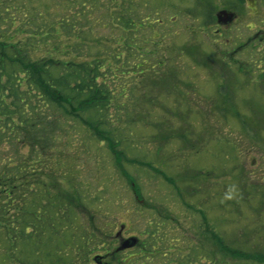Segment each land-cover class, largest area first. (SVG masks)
<instances>
[{
    "label": "rangeland",
    "instance_id": "obj_1",
    "mask_svg": "<svg viewBox=\"0 0 264 264\" xmlns=\"http://www.w3.org/2000/svg\"><path fill=\"white\" fill-rule=\"evenodd\" d=\"M3 1L34 58L113 66L121 142L77 122L45 149L0 137L20 166L13 202L0 194V264H264V1L213 0L212 21L205 0Z\"/></svg>",
    "mask_w": 264,
    "mask_h": 264
},
{
    "label": "trees",
    "instance_id": "obj_2",
    "mask_svg": "<svg viewBox=\"0 0 264 264\" xmlns=\"http://www.w3.org/2000/svg\"><path fill=\"white\" fill-rule=\"evenodd\" d=\"M3 3L0 1V137L3 141L13 146L19 142L33 149H45L52 145L54 132H61L67 138L70 127L77 122L89 131L88 139L97 136L109 141L110 147L118 146L121 137H114L116 132L111 121L112 114L118 117L120 112L112 110L116 83L113 66L101 58L82 62L34 58L10 40L13 36L5 23L8 17L1 12ZM205 3H209L208 15L212 21L215 2L205 0ZM131 23L133 31L136 28L133 20ZM86 137L80 138L83 147L90 141L85 142ZM50 158L49 153L36 161L22 158L20 164L43 166L48 165ZM13 162L11 156L0 157V194L4 193L12 202V191L20 186V166ZM205 234L216 240L220 252L238 258L245 255L220 241L217 231H205Z\"/></svg>",
    "mask_w": 264,
    "mask_h": 264
},
{
    "label": "water",
    "instance_id": "obj_3",
    "mask_svg": "<svg viewBox=\"0 0 264 264\" xmlns=\"http://www.w3.org/2000/svg\"><path fill=\"white\" fill-rule=\"evenodd\" d=\"M231 12L227 11V10H221L218 14V19L219 21H222V19H231L232 18V14H230ZM137 241V238L134 237V238H131V239H128L126 240L124 243H123V246L125 247H128V246H131V245H134V243ZM101 257L100 256H97L96 257V261L98 263H101Z\"/></svg>",
    "mask_w": 264,
    "mask_h": 264
},
{
    "label": "flooded vegetation",
    "instance_id": "obj_4",
    "mask_svg": "<svg viewBox=\"0 0 264 264\" xmlns=\"http://www.w3.org/2000/svg\"><path fill=\"white\" fill-rule=\"evenodd\" d=\"M263 1H264V0H263ZM257 2L262 3L261 0H257ZM226 10L232 12V13H230V14H232V18H233V16H235V11H234V10H232V11L229 10V9H226ZM232 18H231V19H232ZM231 19H230V20H231ZM261 19H263V18H261ZM258 33L260 34V36H263V37H261V39H264V28H262V29L259 28ZM123 242H124V240H123ZM123 242H122V243H123ZM139 242H140V241H139V238H138V240H137V242L134 244V246H137V245L139 244ZM122 243H121V245H122ZM134 246H132V248H133ZM126 248H131V247H124L123 249H126ZM123 249H122V250H123Z\"/></svg>",
    "mask_w": 264,
    "mask_h": 264
}]
</instances>
